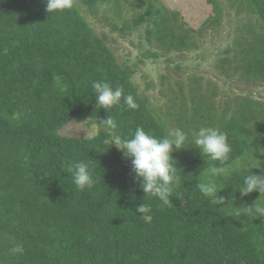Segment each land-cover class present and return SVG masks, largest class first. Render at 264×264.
<instances>
[{"label": "trees", "instance_id": "trees-1", "mask_svg": "<svg viewBox=\"0 0 264 264\" xmlns=\"http://www.w3.org/2000/svg\"><path fill=\"white\" fill-rule=\"evenodd\" d=\"M206 1L212 13L196 31L161 0H131L133 10H143L112 28L123 35L143 26L135 43L142 57L172 62L171 54L184 61L203 44L199 35L223 19L224 0ZM226 1L242 19L213 71L264 84V0ZM101 4H112L117 13L122 8L121 0H74L72 10L48 16L45 0H0V264H264V217L232 216L228 204L246 174L243 157L252 151L246 137H256L252 147L264 165V100L249 91L223 93L219 105L216 80H203L196 65L185 71L186 81L161 74L165 108L151 104L145 91L155 87L153 81L139 89L132 79L136 67L118 62L107 35L94 31L80 7L96 17ZM173 68L187 67L179 62ZM98 80L122 87L138 109L123 102L110 113L96 108L91 82ZM57 81L66 91L55 87ZM109 114L129 137L138 126L157 137L178 127L226 132L234 171L221 181L225 203L212 204L199 192L196 184L207 165L189 145L173 153L182 197H172L171 206L146 198L151 211L137 213L145 194L134 182L131 160L107 143L110 130L99 119ZM71 120L94 122L98 132L90 138L61 134ZM77 160L95 168L99 179L92 190H78L65 172ZM252 171L262 174L264 167ZM259 195L240 199L237 191L234 206H251ZM13 243L23 244L22 256L9 254Z\"/></svg>", "mask_w": 264, "mask_h": 264}, {"label": "clouds", "instance_id": "clouds-1", "mask_svg": "<svg viewBox=\"0 0 264 264\" xmlns=\"http://www.w3.org/2000/svg\"><path fill=\"white\" fill-rule=\"evenodd\" d=\"M45 2V11L48 16L74 8V0H45ZM55 87L61 92L66 91V85L60 81H57ZM91 87L98 109H105L110 113L111 109L119 108L122 102L131 110L139 107L134 97L131 94H125L122 87L113 88L109 82L104 80L92 81ZM99 125L110 130L108 145L114 143L116 148L131 160L134 182L139 184L140 190L145 194V203L137 207V213L143 215L151 211V205L146 198H155L160 205L171 206L172 197H182V194L177 191L182 183V172L181 168L177 167V160L173 157V153L189 145L193 149L200 150L201 156L206 161L205 165H207L204 166L199 175V182L196 184L199 192L212 204L223 205L225 203L226 197L220 195L225 189L221 181L224 177L231 175L234 169L228 164L233 148L229 143L227 133L223 130L210 126L200 127L195 131L178 127L167 129L162 136L157 137L138 126L134 134L129 137L121 132V125L110 114L106 120L99 119ZM245 139L252 151L243 157L246 162L244 167L246 174L243 175L242 183L233 187V193L228 198V204L232 205L229 214L236 217L262 218L264 217V173L254 174L252 170L264 167V165L257 158L258 149L252 147L256 137ZM65 172L70 174L78 190H92L98 183L99 178L90 161L69 162ZM237 191L240 199L254 192L260 195L251 206L244 204L241 207H235L234 202L238 198ZM8 252L13 257L22 256L24 246L20 243H13Z\"/></svg>", "mask_w": 264, "mask_h": 264}, {"label": "rangeland", "instance_id": "rangeland-1", "mask_svg": "<svg viewBox=\"0 0 264 264\" xmlns=\"http://www.w3.org/2000/svg\"><path fill=\"white\" fill-rule=\"evenodd\" d=\"M161 1L170 11H177L183 21L187 23V26L193 31L200 29L202 23L212 13L211 5H209L206 0ZM226 3V0L222 2L224 16L222 17L223 19L220 25L208 28L203 36L199 35L201 37L199 39L203 41V44L200 45L198 49L193 48L191 53L188 52L183 58L184 61H181L182 59H180V56L177 59V57L170 54L169 57L173 58L172 62L165 61V57L153 59L141 56L139 49L135 48V43L138 41V38H140L139 34H144L143 26L137 30H130L123 35L120 31L118 32L117 29L113 30L112 25L119 28L122 26L123 22H130L141 10H143V7L133 10L131 8V0H121L120 7L122 8L120 13H117L112 4H108L104 7L101 4L96 17L91 16L85 9V6L80 5V7L83 15L94 31L98 34L104 32L107 35V43L115 53L118 62L124 61L136 67L132 79L139 89L142 90L144 88L145 81H153L155 87L145 91V94L149 97V102L151 104L164 109L167 97H163L161 93H159L161 91L159 76L168 71L171 76L181 77L184 80L187 77L185 71H187V69L192 71L195 69L196 65L198 67V73L204 77L203 80H207L208 78L216 80V89L218 93L215 95L214 100L218 101L217 103L219 105L222 104L223 99H225L223 93H225L226 96H232L236 94H245V92L249 91L252 92L249 93L251 96L264 100L263 83L258 86H252V83L240 80L237 74L230 79H226L222 76H217L213 71L217 59L225 53L224 49L228 46H232L231 43L236 32L235 28L239 24L240 19H242V15L237 16L232 8L227 7ZM143 43L145 44L144 40ZM147 46L152 49V46ZM139 59H143V62H139ZM179 62L187 68H183L180 72H177L173 67L175 63ZM223 80L227 82L226 85H223ZM98 129L99 127L94 122L89 124L87 121L78 122L71 120L66 123L59 132L63 135L90 138L93 136V133L98 132Z\"/></svg>", "mask_w": 264, "mask_h": 264}]
</instances>
